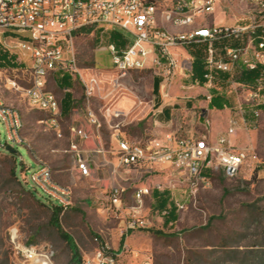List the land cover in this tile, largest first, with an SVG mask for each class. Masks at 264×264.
Listing matches in <instances>:
<instances>
[{
    "label": "rangeland",
    "instance_id": "1",
    "mask_svg": "<svg viewBox=\"0 0 264 264\" xmlns=\"http://www.w3.org/2000/svg\"><path fill=\"white\" fill-rule=\"evenodd\" d=\"M166 8V2L158 4L159 11ZM215 8L213 15L197 17L195 22L235 27L264 26V8L256 0H223ZM197 25L200 24L196 23L193 27ZM112 31L119 32L127 42L124 34L113 28L85 29L74 37L76 67L85 79L95 77L98 81L91 96L86 95L82 81L72 71L71 75L67 74L70 77L67 91L56 85L62 83L64 73L53 75L56 83L52 79L48 81L47 90L59 99L65 92L73 96L71 113L62 116L63 138L59 139L54 132L45 130L41 121L48 115L31 107L21 92L12 88L7 80L14 79L21 87H27L29 60H19L18 55L12 52L17 65L0 73V98L18 113L22 123L18 132L21 142L9 145L16 147V178L11 173L14 159L1 147V144L6 146L7 143L6 130L0 121V264H10L11 250L7 236L12 226L19 229L23 240L51 246L56 253L57 264H70L72 251L81 260L89 258L101 244L119 254L118 264H259L261 259L264 264V178L252 171V161H248L233 177H227L214 160L211 168L203 172L208 185L199 186L192 196L188 195L185 176L168 165L132 167L113 176L112 165L94 156L91 176L84 179L77 175L72 156L68 153L72 140L68 128L72 125L87 128L85 114L88 109L96 114L101 123L100 139L106 150V160L114 162L115 156L111 152L115 147V134L144 143L150 139H164L170 132H175L173 135L176 137L191 133L196 137L206 135L212 142L202 125L203 121H210L212 136L215 137L227 128L228 111L219 114L204 112L208 108L207 94L216 91L226 93L231 102H235V95L226 83L217 81L210 88L199 84H194L193 88H181L180 81H177L173 90L169 87L164 90L163 96L165 105L176 109L173 123L167 129L156 125L157 113L151 108L152 81L162 74V70L145 68L116 82L111 56L100 49L108 45ZM5 37L22 38L20 34L12 33ZM217 43L214 42L215 50L222 48ZM195 47L200 46L191 44L183 48L188 52ZM202 49L205 59L206 47ZM236 75L233 74L231 79L235 80ZM16 76L19 79H15ZM175 80H178L177 76ZM181 83L185 87L191 86L186 79H182ZM187 101L190 105H186ZM116 111L120 112L117 118L113 116ZM246 118L250 127L237 132L234 138L236 146L251 150L264 161V108L256 120L249 112ZM82 148L91 150L93 144H82ZM39 164L50 168L55 182L72 189L71 204L59 215L60 226L67 238L50 225L51 210L25 189L26 186L47 205L53 203L39 188H32L30 183L25 182V178H29ZM20 179L24 185L18 181ZM112 186L124 191L119 211L110 203ZM141 187L151 191L144 199L142 211L147 225L126 231V214L134 205V191ZM154 191L168 195L169 207L176 203L183 206H175L176 221L164 225L166 216L156 208Z\"/></svg>",
    "mask_w": 264,
    "mask_h": 264
},
{
    "label": "built area",
    "instance_id": "2",
    "mask_svg": "<svg viewBox=\"0 0 264 264\" xmlns=\"http://www.w3.org/2000/svg\"><path fill=\"white\" fill-rule=\"evenodd\" d=\"M165 1L171 5L159 11L158 4ZM222 1L0 0V48L8 53L15 52L19 60L24 58L30 62L27 87H21L14 79L7 80L12 88L21 92L31 107L48 115L41 122L46 131L54 132L60 139L63 138L61 99L47 90L48 81H54L55 73L71 75L72 71L82 81L87 96H91L98 85L95 77L85 79L76 67L74 37L82 30L113 28L122 32L127 38L124 47L109 44L100 48L111 56L115 81L125 80L132 72L145 68H159L162 74L157 77L160 78L159 86L163 95L176 76L188 79L192 73L190 55L179 60L172 50L184 49L192 43L203 41L206 43L204 85L213 87L219 81L218 75L225 74L229 77L226 84L235 95L233 115L228 118L227 128L215 142L209 141L206 135L176 137L167 133L164 139L139 143L115 134V147L111 152L115 161L111 163L106 160V150L100 139L101 123L96 114L88 109L85 114L87 128L82 125L68 128L72 138L68 153L72 156L74 169L81 178H89L94 156L112 165L113 176L120 170L127 172L132 167L155 168L168 165L185 176L189 196L194 195L199 186L208 185L203 172L211 168L214 160L227 177H233L248 161H252V171L264 178V161L251 150L237 147L234 139L238 131L250 127L247 112L256 120L264 108V36L255 39L253 33L256 27L253 25L193 27L197 17L213 14L216 4ZM256 1L264 8L263 0ZM158 15L161 22L158 21ZM8 33L20 34L22 38H6ZM220 40H230L237 44H226L215 50L214 42ZM257 68L261 69L262 75L252 84L231 79L233 74ZM2 72L6 70L0 69ZM15 79H19L18 76ZM119 115L118 111L113 113L115 118ZM0 121L6 130L5 142L8 145L20 143V117L1 98ZM203 124L208 131L210 121L205 119ZM89 143L93 144V149L82 148V144ZM25 182L30 183L32 188H39L63 210L70 206L71 187L55 182L48 166L39 164L38 169L29 178H25ZM123 192L117 186L110 189V203L116 211L121 208ZM150 193L146 187L134 191V205L129 208L124 222L126 231L146 227L147 220L142 211L144 199ZM175 206L183 207L178 203ZM161 214L166 216L168 211L164 210ZM7 243L11 250L10 264H56V253L51 246L28 244L16 226L8 229ZM118 257L119 254L111 252L106 244H102L91 257L83 258L78 264H118Z\"/></svg>",
    "mask_w": 264,
    "mask_h": 264
},
{
    "label": "trees",
    "instance_id": "3",
    "mask_svg": "<svg viewBox=\"0 0 264 264\" xmlns=\"http://www.w3.org/2000/svg\"><path fill=\"white\" fill-rule=\"evenodd\" d=\"M112 32L113 33L110 35L108 39V45L115 43L117 47H124L127 43L126 40L123 39L122 35L119 32H116V31H112ZM253 36L255 39H258L259 37L264 36V26L256 27L254 29ZM192 44L200 46V47L199 48L195 47L193 49L188 50L187 52L191 57V67H192V73H191V76L187 84L193 85L195 83H198L199 85H204L205 83L204 73L206 72V66H205V59H204V51L202 48L206 47V43L203 41H199V42L192 43ZM226 44L230 45L231 43L228 41L226 42V40H220L217 43V45L220 47ZM16 65L17 64L13 61V58L8 55V52L0 48V69L7 68V67L12 68V67H15ZM261 73L262 72L260 68H257L255 70L243 71L239 73L238 75H236L235 80L241 83H245V84H252L258 77L262 75ZM67 74L68 73H64V75L61 77V82H62L61 84L59 83L56 84L59 88H63L65 90L69 89L68 87L70 84L69 83L70 77ZM218 77L220 79L219 81L222 83H226L229 78L228 75H225V74H220L218 75ZM159 83H160V78L154 77L152 81V92L153 93L157 92ZM224 94L225 93H221L217 91L213 92L211 100L208 103L209 108L215 109V110H222L224 109V107L229 106L232 102L229 101V99H227L224 96ZM72 105H73V99H72L71 93L65 92L61 99V110H62L63 116H66L69 113H71ZM2 145L3 144H1V147H4L2 148V150L5 151L6 154L12 156L14 159V167L12 168L11 173L12 175H14V177L17 178L15 174L16 169H17L16 159H15V156L17 153L16 147L9 146L8 144L6 146H2ZM206 172L207 171H205V173ZM18 181L24 185L21 179ZM25 189L27 192H29L32 195V197L36 201H38L41 205H44L48 207V209L51 210V217L49 220L50 225L54 227L62 237L67 238V236L63 233L62 228L60 226V222H59V215L61 211L64 212L67 209L63 210L60 206L56 205L55 203H52L51 206H49L45 203V201H40L39 199H37L34 196L33 192L27 189L26 186H25ZM153 196L155 197V205H156V208L159 209V212L161 213L164 210L168 211V214L166 215V218L164 220V225H168L169 223L176 221L177 219L176 207L175 206L169 207L170 200L168 198V195L163 196V193L154 191ZM26 242L28 244H36L33 240H29ZM80 261H81L80 257L76 254V252L72 251L70 264H78ZM261 261L262 259L259 261V264H262ZM55 262H56V255H55Z\"/></svg>",
    "mask_w": 264,
    "mask_h": 264
},
{
    "label": "crops",
    "instance_id": "4",
    "mask_svg": "<svg viewBox=\"0 0 264 264\" xmlns=\"http://www.w3.org/2000/svg\"><path fill=\"white\" fill-rule=\"evenodd\" d=\"M166 3H167V5H168V7L171 5L170 4V2L169 1H165ZM216 11V8H215V10H214V12ZM214 12H213V14H214ZM213 14H211V15H213ZM158 21L159 22H161V19H160V16L158 15ZM200 24V25H197V26H194V27H198V26H204V27H207V26H212V25H215V24H213V23H211V24H204L203 23V21H201V22H195V24ZM216 26H226V25H223V24H219V25H216ZM247 26V25H246ZM227 27H233V26H227ZM238 27H242V26H238ZM170 29H172L173 30V28H170ZM7 40V39H6ZM5 40V41H6ZM230 42L232 45H236L237 43L236 42H234V41H230V40H226V42ZM173 51V53L176 55V57L179 59V60H182L184 57H186V56H188V53H187V51L185 50V49H180V48H177V49H173L172 50ZM12 53H8V55L9 56H11L12 57V55H11ZM181 57H183V58H181ZM181 58V59H180ZM8 68V67H7ZM13 68V67H12ZM1 70H7L6 68H1ZM190 78V77H189ZM177 81H180L179 82V84H180V87L181 88H193V87H195V85L193 84V85H188V86H190V87H185V86H183L182 85V79H180V78H178V80H174L173 81V83H172V85L173 84H176L177 83ZM189 80H187L186 79V83L188 82ZM195 84H197V83H195ZM159 85H160V83H159ZM171 85V86H172ZM170 86V90H173L174 88H175V85H173V87H171ZM72 89V88H71ZM215 89V88H214ZM65 90V89H64ZM68 90V89H67ZM72 95V94H71ZM152 95H153V100H152V105H151V108H152V110L153 111H155V113H157L156 114V120H155V123H156V125H159V126H163V127H165L164 129H167V128H169L170 127V125H172V123H173V113H174V111H176V109H174L173 107L174 106H169V105H165V100H164V95H163V93H162V90L160 89V86L158 87V90H157V92H155V93H153L152 92ZM224 96L227 98V99H229V101H231L230 100V98H229V96L225 93L224 94ZM209 97V98H208ZM211 97H212V92L211 93H209V94H207V96H206V98H207V103H209V101L211 100ZM62 99V98H61ZM72 99H73V96H72ZM233 103H231L229 106H227V107H224V109H222V110H215V109H211V108H209V106H208V104H207V107L208 108H206V110H204V112L205 111H207V112H212L213 111V114L214 113H222V112H226V111H228V114H227V120H228V118L231 116V115H233V111H232V105ZM186 105H190V102L189 101H187L186 102ZM155 108V109H154ZM160 120H163V121H160ZM203 123H204V121H203ZM203 126H204V124H202ZM167 131V130H166ZM208 132V135H209V137H210V140H212V142H215L216 140H214V138H217L220 134H217L215 137H213L212 136V131H211V128L207 131ZM171 134H174L175 132H170ZM189 135H193V134H189ZM183 135H180L179 137H182ZM186 136H188V134L186 135ZM199 137V136H198ZM108 161V160H107ZM111 163H114V162H111ZM77 175H78V173H77ZM79 176V175H78ZM72 177L73 178H75L76 176H75V174L73 173L72 174ZM80 177V176H79ZM81 178V177H80Z\"/></svg>",
    "mask_w": 264,
    "mask_h": 264
}]
</instances>
